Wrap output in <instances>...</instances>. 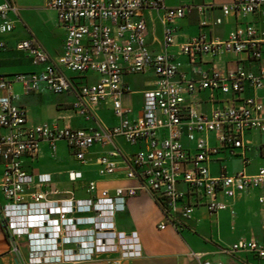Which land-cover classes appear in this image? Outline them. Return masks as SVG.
<instances>
[{
  "label": "built area",
  "instance_id": "2783aa9c",
  "mask_svg": "<svg viewBox=\"0 0 264 264\" xmlns=\"http://www.w3.org/2000/svg\"><path fill=\"white\" fill-rule=\"evenodd\" d=\"M46 8L57 13L66 31L61 55L51 59L36 40L21 41L17 49L27 53L41 71L0 77V90L7 92L0 98V129L7 130L0 135L4 166L0 193L6 201L0 205V219L13 252L20 254L23 240L27 264H76L109 254H119L124 259L140 258L142 245L137 233L120 232L115 226L116 214L125 211L127 201L139 192H148L160 206L165 216L158 226L160 230L169 226L178 229L182 220L192 219L200 199L205 200L208 213L214 215L228 209L227 199L260 189L263 195L259 202L264 205V165L252 175L244 171L228 174L224 169L212 176L209 169L222 149L232 154L241 149L245 154L247 131L264 133V102L248 97L206 114L187 97L202 91L238 96L246 85L262 89L264 30L247 24L231 31L222 41H209L201 35L177 45L179 53L189 59L197 80H188L181 72L183 65L169 52L176 44V22L190 11L204 15L205 11L220 9L222 17L214 21L215 25H222L231 16H257L264 20V0L175 8L167 7L165 0H47ZM12 12H16L13 0H0L1 34L14 31V22L9 18ZM147 12L161 14L162 52H153L147 44ZM201 25L209 23L205 20ZM242 54L262 62L257 73L240 65L227 72L216 66L204 69L199 63L206 56ZM61 70L74 77L68 78ZM147 72H153L155 85L143 93L140 115L130 118L133 110L124 107L123 97L131 90L124 85L123 78ZM90 75L98 76L97 82L82 84ZM14 84H21L27 94L46 89L63 95L76 90L79 101L74 108L80 115L89 120L97 106L111 104L119 123L100 129L49 124L28 127L27 111L16 104L18 96L12 92ZM116 137L124 138L130 145L142 144V148L129 158L126 174L138 180V184L116 189L114 194L108 190L99 192L96 182L91 181L86 192L93 198L76 199L74 193H69L68 199L50 200L49 196L58 192H43L41 188L52 183L51 176H34L23 167V158H35L44 141L53 151L58 142L64 141L77 160L84 163L91 147L107 144ZM211 137L216 139V145L210 144ZM186 141L193 144L192 149L186 147ZM116 156V152H111L97 159L101 177L117 172ZM81 178L80 172L69 173L72 182ZM188 196L195 198L196 204L184 203ZM222 252H246L264 259V236L262 241L240 240Z\"/></svg>",
  "mask_w": 264,
  "mask_h": 264
},
{
  "label": "crops",
  "instance_id": "0c3cea01",
  "mask_svg": "<svg viewBox=\"0 0 264 264\" xmlns=\"http://www.w3.org/2000/svg\"><path fill=\"white\" fill-rule=\"evenodd\" d=\"M233 0H165L169 8L180 6H204L211 2L217 5L230 4ZM47 0H13L16 12H12L9 18L14 22L15 29L10 34L0 33V77H13L18 74H30L40 72L41 67H35L27 53L17 49L21 41L34 39L45 50L51 59L59 57L62 53L66 31L60 25L57 13L46 8ZM160 13L147 12V44L153 52H162L163 30L160 21ZM222 17L220 9L205 11L204 15L197 10L190 11L185 18L175 24L176 44L169 52L183 65L181 70L188 80H197L193 75V66L189 65V59L179 53L177 45L188 43L196 37L204 35L209 41H222L228 38L229 33L238 27L254 24L264 30V20L257 16L245 19L231 16L224 20L222 25H215L214 21ZM209 23L202 26L203 21ZM206 61L208 63H206ZM200 66L208 69L216 66L222 72H227L237 65L245 67L249 71L257 73L262 62L254 61L247 55H226L222 58L206 56L199 60ZM68 78L74 76L61 70ZM143 80L141 85H135L134 80ZM98 76L85 77L82 84L96 83ZM78 83L77 78L74 79ZM156 78L153 72L143 75H128L123 78V83L130 90V94L123 97V105L133 110L130 118L140 115L143 106V93L154 87ZM13 94L18 96L16 104L27 111V126L49 124L72 129H100L111 128L119 123L114 115L111 104H101L94 109L93 115L88 120L80 115L74 108L79 97L76 90L63 95H55L43 89L38 93L27 94L21 84H14ZM7 92L0 90V98ZM195 106L203 113L209 114L215 109L237 104V100L254 97L264 102V87L254 89L246 85L241 95H225L221 92L202 91L187 96ZM134 98L137 102L134 101ZM7 130L0 129V135ZM244 142L247 146L245 154L241 149L232 154L228 149H222L221 153L214 157L209 164L210 174L218 176L224 169L228 174L244 171L247 174H256L264 165V133L259 131H247L244 134ZM216 139L210 138V144L216 145ZM186 147L192 149L193 144L185 142ZM142 148V144L130 145L124 138L116 137L107 144H95L86 153L85 162L82 163L74 155V152L64 142H58L53 151L48 142H42L38 155L35 158L24 157L23 167L28 173L37 176L49 174L52 183L41 188L43 192L57 191L56 195L49 196L50 200H62L70 198L69 193H74L76 199L93 198L87 194L89 182L95 181L98 191L108 190L114 194L116 189L134 187L138 180L127 177L129 158ZM116 152L114 160L117 162V172L108 177H101L98 173L97 159L101 156ZM3 161L0 158V180L3 174ZM70 172H80L82 178L77 182L69 180ZM181 188L185 189L182 185ZM96 195V194H95ZM263 191L251 189L236 199H227L228 209L218 214L211 215L204 207V201L200 199L193 218L182 220L178 229L171 226L165 230L158 228L165 216L148 192H139L135 197L127 201L125 211L115 216V226L120 232L127 234L136 232L141 245L142 256L140 258H121L119 254L97 256L94 260L76 264H264L252 253L238 252L228 255L222 252L240 240L262 241L264 236V205L259 202ZM196 204L195 198L187 197L184 203ZM6 201L0 193V205ZM234 212V213H232ZM20 254L13 252L3 223L0 219V264H27L28 253L23 240L20 241Z\"/></svg>",
  "mask_w": 264,
  "mask_h": 264
},
{
  "label": "rangeland",
  "instance_id": "374dc122",
  "mask_svg": "<svg viewBox=\"0 0 264 264\" xmlns=\"http://www.w3.org/2000/svg\"><path fill=\"white\" fill-rule=\"evenodd\" d=\"M144 81L141 79V80H134V84L137 86L138 84L141 85ZM134 101H136V99L134 98Z\"/></svg>",
  "mask_w": 264,
  "mask_h": 264
}]
</instances>
